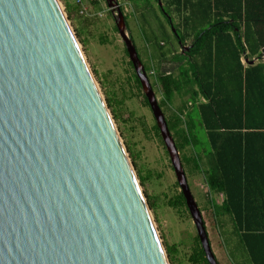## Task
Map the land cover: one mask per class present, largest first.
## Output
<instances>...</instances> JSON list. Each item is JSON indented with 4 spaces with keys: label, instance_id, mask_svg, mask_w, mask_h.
<instances>
[{
    "label": "water",
    "instance_id": "1",
    "mask_svg": "<svg viewBox=\"0 0 264 264\" xmlns=\"http://www.w3.org/2000/svg\"><path fill=\"white\" fill-rule=\"evenodd\" d=\"M107 3L203 250L219 264L126 16L119 0ZM0 264H170L59 0H0Z\"/></svg>",
    "mask_w": 264,
    "mask_h": 264
},
{
    "label": "trees",
    "instance_id": "2",
    "mask_svg": "<svg viewBox=\"0 0 264 264\" xmlns=\"http://www.w3.org/2000/svg\"><path fill=\"white\" fill-rule=\"evenodd\" d=\"M64 2L70 21L83 17L78 6ZM161 10L168 16L183 52L174 57L179 63L178 74L156 76L162 94L160 105L162 109L172 107L177 97L189 98L167 119L172 136L182 154L194 146V134L201 127L207 132L218 152L217 166L207 174V183L211 191L226 195L221 213L234 217V235L250 263L264 264V229L248 226L251 213L239 210L246 201L238 194L239 177L248 169L247 154L255 142H264V0H166ZM174 16L182 21L178 26ZM152 44L157 50L152 61L156 57L167 59L171 52L156 39ZM255 57L260 62L250 65ZM134 78L137 87L144 90L137 73ZM146 104L151 107L147 97ZM153 131L164 145L157 124ZM182 161L184 167L202 172L200 160L184 157ZM169 206L188 209L183 193ZM174 253L167 250L169 258ZM191 264H210L200 238Z\"/></svg>",
    "mask_w": 264,
    "mask_h": 264
},
{
    "label": "rangeland",
    "instance_id": "3",
    "mask_svg": "<svg viewBox=\"0 0 264 264\" xmlns=\"http://www.w3.org/2000/svg\"><path fill=\"white\" fill-rule=\"evenodd\" d=\"M67 14L64 0H59ZM166 0H161L165 6ZM88 16L71 20V26L77 41L86 57V62L101 91L114 119L118 133L134 165L142 188L152 208L156 228L167 250H175L169 258L170 264H191L196 254L199 238L194 221L186 208L179 210L169 206L182 193L164 145L153 131L157 124L152 107L146 104L144 90L137 87L134 75L135 66L130 65L126 46L117 30L114 15L110 12L107 0H84ZM69 4H75L69 0ZM119 4L128 18L129 32L135 41L145 66L150 68L152 80L159 103L162 94L156 83L158 74H178L179 63L174 59L183 51L175 40V32L168 22V16L162 13L160 3L156 0H119ZM102 14V16H99ZM175 25L182 21L174 16ZM171 52L167 59L156 55L152 40ZM188 43V47H190ZM189 98H177L172 107H164L167 119L178 111ZM189 108H192L189 106ZM197 154L202 153L209 142L204 128L194 134ZM184 158L185 155L182 154ZM189 156V155H188ZM191 191L204 213L213 250L219 264H251L234 229L225 218L226 227H218V213L207 212L211 190L204 176L193 177V167H185Z\"/></svg>",
    "mask_w": 264,
    "mask_h": 264
},
{
    "label": "crops",
    "instance_id": "4",
    "mask_svg": "<svg viewBox=\"0 0 264 264\" xmlns=\"http://www.w3.org/2000/svg\"><path fill=\"white\" fill-rule=\"evenodd\" d=\"M254 2V1H252ZM188 49V48H187ZM185 49V50H187ZM260 60L255 57L253 61L250 62V65H257ZM244 63L248 65V60H244ZM180 98V97H177ZM176 98V99H177ZM175 99V100H176ZM183 106V105H182ZM181 106V107H182ZM179 107L178 110L181 108ZM186 112V111H185ZM207 133V132H206ZM208 135V134H207ZM206 144L205 149L202 153L197 154V146L200 145L199 142L194 141V146L188 148L182 154L187 158H193L200 160L202 172H199V169L193 167V177L204 176L207 181V174H209L217 166L218 152L210 142ZM253 150L249 151L246 157V166L247 172H241L242 176L239 177V186L238 194L245 197L246 202H242L239 210L249 211L251 215L249 216L248 226L255 229H264V142L259 141L255 142L253 145ZM181 154V155H182ZM189 155V156H188ZM182 157V156H181ZM228 156H225V159ZM243 160L241 161V169L243 170L244 166ZM244 181V182H243ZM209 186V185H208ZM210 188V187H209ZM211 190V189H210ZM226 195L222 193H217L211 191L209 196V207H207V212L219 213L216 221L218 227L225 228L226 223L225 218L230 222V225L234 229V217L227 215L222 212V207L226 202Z\"/></svg>",
    "mask_w": 264,
    "mask_h": 264
},
{
    "label": "built area",
    "instance_id": "5",
    "mask_svg": "<svg viewBox=\"0 0 264 264\" xmlns=\"http://www.w3.org/2000/svg\"><path fill=\"white\" fill-rule=\"evenodd\" d=\"M73 3L78 6L81 9L80 14L83 16H88V11L86 9L84 0H72ZM99 16H102V14H99Z\"/></svg>",
    "mask_w": 264,
    "mask_h": 264
}]
</instances>
